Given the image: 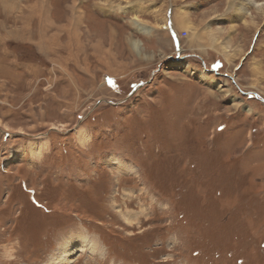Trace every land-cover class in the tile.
<instances>
[{"label":"rangeland","instance_id":"1","mask_svg":"<svg viewBox=\"0 0 264 264\" xmlns=\"http://www.w3.org/2000/svg\"><path fill=\"white\" fill-rule=\"evenodd\" d=\"M36 1L0 0V264H264V0Z\"/></svg>","mask_w":264,"mask_h":264},{"label":"bare ground","instance_id":"2","mask_svg":"<svg viewBox=\"0 0 264 264\" xmlns=\"http://www.w3.org/2000/svg\"><path fill=\"white\" fill-rule=\"evenodd\" d=\"M249 2L251 1H254V0H248ZM41 1L38 0V3L41 4L43 3V0L42 2L40 3ZM38 4V5H39ZM41 6V5H40ZM47 13V12H45ZM77 14V13H76ZM136 14V13H135ZM184 15L186 16V14L184 13ZM252 15V14H251ZM250 15V16H251ZM76 16V15H75ZM74 17V15H73ZM252 17V16H251ZM253 18V17H252ZM25 20V18H23ZM176 20H178V23L180 22H183V20H179V18H177ZM132 22H134L133 24L135 25H138V23L140 22L139 19L135 16L133 19H132ZM189 26V24L187 25ZM26 27H23L20 29V32H24L26 33ZM29 30V29H28ZM19 31V30H18ZM137 41H134V43H136ZM21 154V153H20ZM17 151L15 152V154L13 155V158L15 159H18L19 158V155H20ZM12 155V154H11ZM12 157V156H10ZM13 161V160H12ZM18 161V160H17ZM128 222V220H126ZM129 222H132V221H129ZM128 222V223H129ZM82 240L78 241V240H75L74 243H71L69 241V245L68 243H66L67 245L65 246H62L60 247L61 249V252L60 254L57 256L55 262H53L52 260V263L51 264H70V262H73V260H75L74 258L78 255V253L82 250H84L86 248V242H85V239L86 238H81ZM64 245V244H63ZM71 245V246H70ZM94 246V245H93Z\"/></svg>","mask_w":264,"mask_h":264},{"label":"crops","instance_id":"3","mask_svg":"<svg viewBox=\"0 0 264 264\" xmlns=\"http://www.w3.org/2000/svg\"><path fill=\"white\" fill-rule=\"evenodd\" d=\"M96 0H94V2H95ZM37 5H38V0L36 1V4L33 6L34 8H36L37 7ZM40 5V4H39ZM195 6L196 5H194V3H192V4H188L186 7H188L187 9H185V8H183L182 7V9L183 10H186L187 12H190L191 14H192V12H194L195 11ZM199 6V5H198ZM182 9H180V10H178V12L179 11H181ZM171 11V12H170ZM175 10H173V8L171 7L170 8V10H169V15H168V18H169V20H167V23H168V21H170V27L167 29L168 30V32L170 33V35H171V37L173 38V39H175L176 37H175V35H177L176 33H179L178 31V28L176 27V25H175V23H174V21H173V16H174V14H175V12H174ZM82 15H84V13L82 14ZM85 18V17H84ZM215 21H217V22H219V20H215ZM82 22V21H81ZM177 31V32H176ZM0 33H4V35L2 34V36H1V34H0V46L6 51V50H8V45L7 44H3V42H7L8 40H10V39H13V38H18L19 39V41H22V40H24L23 38H22V35L24 34V37H25V39H26V41H28V37H32V34L31 33H20L21 35H19V36H16V37H14V35H12L13 33H15L14 31H11V30H8V29H6V30H4V29H2V28H0ZM6 33H10L9 35H7ZM18 34V33H17ZM178 36V35H177ZM29 41H31L30 39H29ZM0 54H1V51H0ZM221 60V59H220ZM39 65H40V63H39ZM39 65H36V67H30V69H33V72L34 73H36V72H42V70H44V68H43V66H39ZM38 148V147H37ZM36 148V149H37Z\"/></svg>","mask_w":264,"mask_h":264},{"label":"trees","instance_id":"4","mask_svg":"<svg viewBox=\"0 0 264 264\" xmlns=\"http://www.w3.org/2000/svg\"><path fill=\"white\" fill-rule=\"evenodd\" d=\"M221 63H222V65H223V66H225V63H224V61H223V60H221ZM210 69H211V68H210ZM218 70H219V69H218Z\"/></svg>","mask_w":264,"mask_h":264},{"label":"built area","instance_id":"5","mask_svg":"<svg viewBox=\"0 0 264 264\" xmlns=\"http://www.w3.org/2000/svg\"><path fill=\"white\" fill-rule=\"evenodd\" d=\"M182 36V35H181Z\"/></svg>","mask_w":264,"mask_h":264}]
</instances>
